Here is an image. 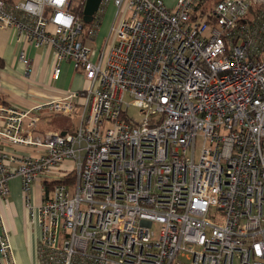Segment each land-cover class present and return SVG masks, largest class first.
<instances>
[{"label":"built area","instance_id":"obj_1","mask_svg":"<svg viewBox=\"0 0 264 264\" xmlns=\"http://www.w3.org/2000/svg\"><path fill=\"white\" fill-rule=\"evenodd\" d=\"M86 1L0 0V28L53 49L55 80L63 62L86 79L0 102V199L19 177L38 264H264V0H101L90 25ZM56 115L77 127L42 132ZM0 264H16L1 212Z\"/></svg>","mask_w":264,"mask_h":264},{"label":"crops","instance_id":"obj_2","mask_svg":"<svg viewBox=\"0 0 264 264\" xmlns=\"http://www.w3.org/2000/svg\"><path fill=\"white\" fill-rule=\"evenodd\" d=\"M22 53L32 60L29 74L20 60ZM55 64L56 58L52 48H36L14 28H0V102L27 110L40 102L65 99L70 94H77L85 89L86 79L83 71L76 70L71 62H63L61 77L55 80ZM72 101L79 99L73 98ZM53 118L54 116L48 119L42 117V132H45L44 126L52 124ZM74 120L76 126L73 129L78 125V121ZM16 151L25 152L22 148ZM40 186L36 183L33 193L34 203L37 205L42 200ZM10 188L9 198L0 199V212L11 236L16 264H38L36 251L41 234L39 228L29 221L22 197L21 179L13 178Z\"/></svg>","mask_w":264,"mask_h":264},{"label":"rangeland","instance_id":"obj_3","mask_svg":"<svg viewBox=\"0 0 264 264\" xmlns=\"http://www.w3.org/2000/svg\"><path fill=\"white\" fill-rule=\"evenodd\" d=\"M114 21H115V8L113 4H110L106 15H104L103 17L101 30L99 31V33H97L94 41L92 43H89V45L94 49V51L101 50L103 46L106 44ZM127 100L129 101L131 100L128 95H127ZM129 115L130 117L136 120L140 118L138 114V110L134 107L130 109ZM75 126L76 123L73 118H67L60 115H56L53 118L52 124L44 126V129L45 131L63 132L66 129H73Z\"/></svg>","mask_w":264,"mask_h":264},{"label":"water","instance_id":"obj_4","mask_svg":"<svg viewBox=\"0 0 264 264\" xmlns=\"http://www.w3.org/2000/svg\"><path fill=\"white\" fill-rule=\"evenodd\" d=\"M101 0H87L84 8V17L83 21L86 25H90L93 20L94 16L97 13L100 7ZM63 135L65 132L62 133Z\"/></svg>","mask_w":264,"mask_h":264},{"label":"clouds","instance_id":"obj_5","mask_svg":"<svg viewBox=\"0 0 264 264\" xmlns=\"http://www.w3.org/2000/svg\"><path fill=\"white\" fill-rule=\"evenodd\" d=\"M53 3H62L63 0H52ZM30 7L29 6V10H30ZM58 23H64V25L67 27V26H70L71 25V22H72V19L71 17H67L65 18L62 14L58 17V20H57Z\"/></svg>","mask_w":264,"mask_h":264},{"label":"trees","instance_id":"obj_6","mask_svg":"<svg viewBox=\"0 0 264 264\" xmlns=\"http://www.w3.org/2000/svg\"><path fill=\"white\" fill-rule=\"evenodd\" d=\"M77 12H80L81 14L83 13L82 12V9L79 11V10H77ZM71 180V179H70ZM70 180H68V179H64L63 181H61V182H64V183H66V182H68V181H70ZM48 185V188L49 187H51V185L50 184H47Z\"/></svg>","mask_w":264,"mask_h":264}]
</instances>
